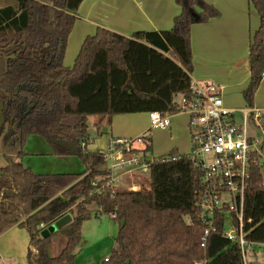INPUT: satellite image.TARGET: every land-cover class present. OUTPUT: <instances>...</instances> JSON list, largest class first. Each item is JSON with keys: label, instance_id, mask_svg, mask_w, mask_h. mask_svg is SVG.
Here are the masks:
<instances>
[{"label": "trees", "instance_id": "16d2710c", "mask_svg": "<svg viewBox=\"0 0 264 264\" xmlns=\"http://www.w3.org/2000/svg\"><path fill=\"white\" fill-rule=\"evenodd\" d=\"M82 1L0 0V118L9 129L4 141L18 147L20 159L6 155L0 167V231L15 225L28 231L23 264H76L84 221L109 214L118 223L117 245L101 264H244L239 244L223 234L220 210L213 219L216 229L206 236L199 206L206 188L193 160L171 150L150 165L146 185L118 189L107 185L111 171L104 151L88 150L90 116L98 118L100 132L103 121L110 124L116 114L180 111L178 98L192 91L191 27L220 11L206 0H175L181 11L171 29L126 36L99 27L86 36L74 64L65 66ZM249 1L260 17L243 89L245 103L253 107L264 77V0ZM34 135L56 154L78 156L84 170L35 173L21 159ZM263 166L251 167L243 217L244 238L258 245H264ZM65 215L70 222L42 235ZM57 232L66 242L52 255Z\"/></svg>", "mask_w": 264, "mask_h": 264}, {"label": "built area", "instance_id": "2783aa9c", "mask_svg": "<svg viewBox=\"0 0 264 264\" xmlns=\"http://www.w3.org/2000/svg\"><path fill=\"white\" fill-rule=\"evenodd\" d=\"M190 88V96L178 98V108L179 112L189 115L192 147L189 153L178 154L177 157L190 158L203 173L206 193L199 206L205 216L206 236L216 229L213 219L216 211L220 210L224 218L225 238L239 244L243 263L248 264L247 251L258 244L244 238L246 187L251 167L264 165L261 163L260 143L250 135L248 123L252 118L260 126L264 111L252 107L242 109L243 122L238 123L234 119L238 110L224 104L219 85L209 79L200 81L192 78ZM172 116L151 112V126L147 132L137 137L110 139L104 151L107 168L111 171L108 186L115 188L116 178L112 171L120 172L119 176L130 175L133 179L149 174L150 165L160 157H154L152 150L141 147V144L149 142L151 130L171 128ZM139 187L133 183L127 188L137 190L134 188Z\"/></svg>", "mask_w": 264, "mask_h": 264}, {"label": "crops", "instance_id": "0c3cea01", "mask_svg": "<svg viewBox=\"0 0 264 264\" xmlns=\"http://www.w3.org/2000/svg\"><path fill=\"white\" fill-rule=\"evenodd\" d=\"M206 1L214 4L220 11V15L212 17L205 23L193 24L191 27L192 53H194L191 76L200 81L209 79L219 85L222 88L224 104L228 107L238 110L240 106H243L242 109H248V106L245 107L243 103V89L250 78L248 50L251 37L260 24V17L255 16L258 18L257 20L254 17L256 10L249 0ZM180 11L181 7L175 0H83L76 14V23L68 37L69 42L64 56V64L65 66L74 64L86 36L95 34L99 27H105L126 36H131L138 30H169L173 26L174 17ZM263 92L264 77L256 94V104L252 107L254 110L261 109L264 111V104L258 100L259 95ZM146 113L148 114V112ZM125 118L132 119V117ZM261 122L264 123V117L260 118ZM110 129L107 146L112 137H128L130 135V132L119 128L117 124L111 126ZM149 129L150 127L143 128L140 134ZM30 137H28L27 143L33 141ZM33 142L36 144L34 145L36 148L41 146L38 140ZM178 154L184 155V153ZM7 156L12 158L10 155ZM23 158L22 156V161H24ZM12 159L20 160L18 155L16 159ZM125 184H128L127 181L123 184V188ZM121 185L119 184V186ZM17 228L18 226L15 225L5 229V231H0L1 264H23L26 262L29 239L25 242L27 243V251L23 246L24 248L19 254V258L23 254L25 255L23 262L11 263L6 258L8 253L4 248V242L13 234L23 233ZM16 246L13 255L17 249H20L18 244Z\"/></svg>", "mask_w": 264, "mask_h": 264}, {"label": "rangeland", "instance_id": "374dc122", "mask_svg": "<svg viewBox=\"0 0 264 264\" xmlns=\"http://www.w3.org/2000/svg\"><path fill=\"white\" fill-rule=\"evenodd\" d=\"M255 16L258 17L256 11ZM257 17L256 20L258 19ZM259 22V21H258ZM259 24V23H258ZM256 100V97H255ZM254 100V103L256 104ZM258 100L264 104V92L259 95ZM244 106L247 107V103L244 100ZM243 106H240L235 113V121L242 123L243 112L241 111ZM139 112V113H122L116 114L112 117L111 123L108 120L103 121V126L98 132L97 126L95 125L97 118L90 116L88 120V132L90 136V144L88 150L106 151L107 137L111 126L117 124L119 128L126 129L130 132L132 137L140 134V131L146 127H150V113ZM125 117H132V119H126ZM114 118V119H113ZM116 118V119H115ZM114 123V124H113ZM172 127L169 129L157 128L150 131V138L147 144H141V147L152 150L154 157L166 156L171 150L177 151V153L187 154L190 152L192 147L191 142V131L189 130V115L184 112H177L171 117ZM0 167L5 165L6 154L16 159L18 155V147H10L4 141V135L8 132V127L4 124V120L0 123ZM248 128L250 135L258 141L259 147L261 148V156L263 157L261 163L264 164V123L261 122L260 126L252 118L249 119ZM128 135V137L130 136ZM30 139L33 141H39L40 147L36 148L33 141L26 142L24 149L25 154L23 155L24 163L30 166L37 173L44 174H55V172H67L72 173L75 171H82L85 168L82 160L78 156H65L54 153L51 145L40 135L31 136ZM149 150V151H150ZM149 154V158H152ZM264 175V166L262 168ZM113 176L116 178L115 188L123 189V184L127 181L128 184H147L149 175H142L135 177L134 179L130 175L119 176L120 172L112 171ZM122 184L121 186L118 185ZM139 187V188H140ZM138 189V188H134ZM51 226V225H50ZM50 226L43 228L42 235L47 231H50ZM82 240L80 241L77 248V255L75 258L76 264H101L104 258L109 257L113 249L116 247V237L118 235L119 227L118 223L111 217V215L103 214L101 216H92L90 219L85 220L82 225ZM17 230H21L23 233L13 234L9 239L4 242V248H6V258L13 262H23L25 255L19 258V254L25 247L27 251V243L29 239V233L24 227H18ZM51 232V231H50ZM55 233V232H52ZM65 235L62 232H57L52 237L51 253L52 255H58V253L64 248ZM16 244L19 245L20 249H17L13 255L14 250L17 248ZM63 244V245H62ZM24 246V247H23ZM248 264H264V245H257L247 251Z\"/></svg>", "mask_w": 264, "mask_h": 264}, {"label": "water", "instance_id": "95a60500", "mask_svg": "<svg viewBox=\"0 0 264 264\" xmlns=\"http://www.w3.org/2000/svg\"><path fill=\"white\" fill-rule=\"evenodd\" d=\"M1 109H2V104L0 103V110H1ZM2 120H3V117L0 118V123L2 122ZM71 219H72V218H71L70 215H65L64 217L58 219L56 223H54V224H52V225L50 226L49 229H50L51 232H50V231H47L43 236L46 237V236L52 234V232H56L58 228L64 226V225L67 224L68 222H70Z\"/></svg>", "mask_w": 264, "mask_h": 264}]
</instances>
